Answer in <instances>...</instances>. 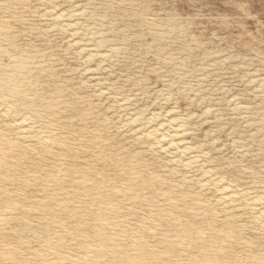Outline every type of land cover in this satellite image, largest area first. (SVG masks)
I'll list each match as a JSON object with an SVG mask.
<instances>
[{
  "label": "rangeland",
  "instance_id": "374dc122",
  "mask_svg": "<svg viewBox=\"0 0 264 264\" xmlns=\"http://www.w3.org/2000/svg\"><path fill=\"white\" fill-rule=\"evenodd\" d=\"M0 264H264V0H0Z\"/></svg>",
  "mask_w": 264,
  "mask_h": 264
}]
</instances>
